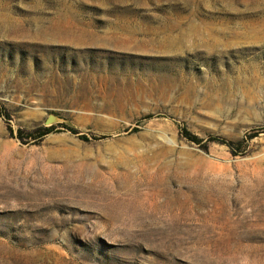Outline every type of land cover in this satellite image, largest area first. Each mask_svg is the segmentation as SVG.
<instances>
[{
    "label": "rangeland",
    "instance_id": "1",
    "mask_svg": "<svg viewBox=\"0 0 264 264\" xmlns=\"http://www.w3.org/2000/svg\"><path fill=\"white\" fill-rule=\"evenodd\" d=\"M262 32L264 0H0V264H264Z\"/></svg>",
    "mask_w": 264,
    "mask_h": 264
},
{
    "label": "trees",
    "instance_id": "2",
    "mask_svg": "<svg viewBox=\"0 0 264 264\" xmlns=\"http://www.w3.org/2000/svg\"><path fill=\"white\" fill-rule=\"evenodd\" d=\"M54 131V128L53 127H50V128H43V129H41V130H38V131H36V132H34V134H32V135H30V136H35V135H38L40 138H42V137H44V136H47V135H49L50 133H52ZM71 132H73V133H76V131L75 130H73V129H71L70 130ZM24 133L22 132V131H19V137L21 138V139H23L24 137ZM257 135H253V137H251V138H254V137H256ZM192 140H196V139H192ZM197 141V140H196Z\"/></svg>",
    "mask_w": 264,
    "mask_h": 264
},
{
    "label": "bare ground",
    "instance_id": "3",
    "mask_svg": "<svg viewBox=\"0 0 264 264\" xmlns=\"http://www.w3.org/2000/svg\"><path fill=\"white\" fill-rule=\"evenodd\" d=\"M233 1H234V0H233ZM256 3H257V2H256ZM177 27H179V25H176V26H175V28H177ZM262 34H263V37H264V33H263V32H262Z\"/></svg>",
    "mask_w": 264,
    "mask_h": 264
}]
</instances>
